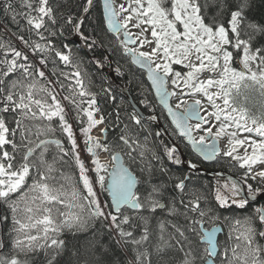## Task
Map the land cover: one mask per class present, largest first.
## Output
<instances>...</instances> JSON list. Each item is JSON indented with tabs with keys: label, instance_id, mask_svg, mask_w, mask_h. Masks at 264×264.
I'll return each instance as SVG.
<instances>
[{
	"label": "snow or ice",
	"instance_id": "snow-or-ice-1",
	"mask_svg": "<svg viewBox=\"0 0 264 264\" xmlns=\"http://www.w3.org/2000/svg\"><path fill=\"white\" fill-rule=\"evenodd\" d=\"M20 4L26 11H17L10 2L5 3L4 10L11 12L13 22L19 24L17 17L25 21L21 31L27 35L11 33L20 46L0 37V205L11 214L9 235L14 250L10 257L6 255L2 251L5 242L0 238V264H28L19 255L41 250L48 256L47 264H55L56 257L64 251L65 241L60 236L65 230L91 231L87 251L105 259H93L88 264H116L115 260L106 259L114 251L105 244V234L109 244L114 243L122 252L129 245L135 246V264H153L152 254L143 247L150 239L149 221L140 214L157 210L182 217V222H170L173 231L167 239L165 223H160V242L155 245L157 264H175L170 249L182 254L179 264H264V244L257 240L264 238V114H252L235 103L241 86L258 87L264 95V22L248 19L252 0H237L234 10H230L231 0H123L118 6L116 0L103 2L107 31L117 37L122 33L124 51L134 58V63L147 68L156 94L179 134L205 160L222 154L243 169L239 180L217 184L215 205H209L206 196L189 189V175L173 173L164 163L166 159L175 166L187 163L192 170L198 169L196 163L182 160L178 146L162 144L161 154L146 141L148 136L159 137L162 133L150 131L145 143H141L129 124L123 123L120 112L106 116L98 103V93L85 86L80 71L82 61L76 59L64 40L75 35L88 50L103 47L98 35L86 34L84 29L94 0H84V18L73 16L71 11H58L59 6L50 0H20ZM210 6L217 8L213 15L208 14ZM225 13L229 16L227 24L219 19ZM64 25L70 28L65 30ZM53 38L60 41V47ZM137 43L138 47H128ZM234 61L241 65L239 69L233 66ZM59 63L72 70L65 72ZM96 63L104 67L103 61ZM176 65L187 71L177 70ZM116 71L120 73L119 68ZM63 81L70 83L65 85ZM169 84L172 91L168 90ZM103 91L115 101L110 89ZM169 97L177 99L175 111L168 103ZM64 101L72 106L78 122L83 124L86 118V126L80 131L86 151L93 157L92 168L85 166L77 151ZM205 102L208 108L204 107ZM201 110L206 115H201ZM128 119L139 130L147 131L137 112L128 113ZM193 119L195 124L190 123ZM54 120L67 135L70 149L64 147L61 139L50 138L57 131ZM109 127H120L114 143L107 139ZM94 129L97 135L92 134ZM244 133L248 135L242 136ZM225 137L221 150L219 141ZM53 145L58 154L49 161L46 154ZM100 152L109 153L112 161H123V153L129 164L142 165V175L121 163L107 184L103 173L108 172V166L101 161ZM70 155L79 168L86 193L74 188L72 200L68 201L62 198L67 195L64 186L50 182L56 180L54 173L60 171L56 164L66 163L64 158ZM90 171L95 172V180L87 174ZM157 171L172 182L175 195L167 202L164 200L170 195L169 184L153 182ZM60 176L64 178L62 172ZM96 184L111 196L110 202L100 199ZM141 184L150 187L143 197L138 191ZM55 205L86 208L87 215L60 211ZM235 209L247 210L248 215L230 218L220 211L231 213ZM129 211L143 221L139 238L134 235V216ZM8 219V215H0V224ZM219 225L229 228L227 238L233 244L225 242L221 247L217 238L222 231Z\"/></svg>",
	"mask_w": 264,
	"mask_h": 264
},
{
	"label": "trees",
	"instance_id": "trees-1",
	"mask_svg": "<svg viewBox=\"0 0 264 264\" xmlns=\"http://www.w3.org/2000/svg\"><path fill=\"white\" fill-rule=\"evenodd\" d=\"M7 2H10L17 11H26V9L21 7L20 0H0V37H2L4 40L11 39L17 46H20L16 38L12 36L11 33L16 32L17 35H27V33L21 31V29L25 27V21L20 17H17L19 24L12 21L11 12H6L4 10V5ZM50 2L53 5L59 6L58 11L65 12V14H67L69 11H71L73 16L81 17L83 14L81 6L84 3V0H50ZM236 2L237 0H231L230 10L235 9ZM207 11L209 15H213L216 13L217 8L215 6H210ZM247 15L248 19L250 20L264 22V0H252V7L248 11ZM228 18L229 16L227 13L219 17L220 21L225 24H227ZM60 24L63 25V20L60 21ZM64 28L65 30H67L68 28H70V26L64 25ZM84 29L86 31V34L98 35L99 38L103 40V47H95L91 49V54L95 56L99 61H103L104 66L113 69L117 80L122 86L127 87L129 89V92L132 95L135 103L145 113L153 114L157 112L160 117L166 119L165 112L162 110V108L158 106L156 99L148 85L146 75L141 70L137 69L133 65L130 57L125 54L120 39L112 36L107 31L100 0H96L95 6L92 8L89 15L85 19ZM53 39L56 41L57 47H60V41L56 38ZM64 43H68L76 54V59L82 61L80 64V71L83 74L85 86L89 90L98 93V103L104 110L106 116L114 115L117 111L120 112L123 123L129 124L130 128L138 135V138L141 143H145V136L148 134L149 131L153 134L155 132H160L155 125H150L143 120L142 123L145 125L147 131L139 130L138 126L132 124V122L128 119V113H131L135 110L128 101L125 93L113 83L110 75L107 72L102 71L101 67H98L93 61H91L90 57L88 56L87 50L82 47H79L78 44L74 41V35H71L70 37H68V39L64 40ZM233 64L235 67H239L236 61H234ZM58 66L62 68L65 72L71 70L67 67H64L62 63H59ZM51 68L52 65L49 64V72ZM117 68L120 69V73H117ZM63 82L65 83V85H67L69 81ZM104 89H110L111 95L115 96V101L111 100L109 98V95L104 93ZM258 92L259 91L254 89L253 91L247 93L249 101L254 105H259L264 101V97L261 98ZM72 114L75 119L77 129H81V127L86 126L85 118V122L81 124L75 118V111L72 110ZM107 122L108 121H106V123ZM53 126L57 127V131L55 135L50 138L61 139L63 141L64 147L66 149H70L71 145L67 139V135L59 130L57 126V121H53ZM122 126L123 125L121 124L120 127ZM120 127H109L107 137L109 143L115 142L118 133L120 132ZM146 143L150 148L161 152V154L162 144L169 145L163 134L159 137L155 135L148 136V140L146 141ZM57 154L58 149H56L54 145L50 146L49 152L46 154V158L51 161L52 157ZM124 159L126 165L131 167L137 175H142L140 173V167H142V165L129 164L127 156H124ZM64 160L66 161V163L59 162L56 164V167L60 171L54 173V175L56 176V180L51 181L50 183L54 184L57 187L63 185V189L73 190L75 188L81 193H86V190L83 188V183L80 180L79 168L75 164L74 159L70 155L69 157H65ZM164 163L171 169L173 173L186 174L183 169L172 165L166 159ZM60 172L64 174V178H61ZM189 176L191 177V179L189 180L190 182H188L189 189L203 194L207 197V200H209L211 195V189L209 187V184L207 183L208 179L202 175L190 174ZM153 182H167L169 184L167 194L170 195H166L164 202H167L170 196L175 195V192L171 187L172 182L168 181L166 175L161 174L157 171L155 173ZM139 190L142 196H146L150 191V187L146 184H141L139 185ZM103 193L106 202H110L109 194L107 192ZM208 203L213 204L212 201H209ZM222 212L223 214L236 213L235 215L239 216L248 214L247 210H234L231 213L225 212L223 210ZM129 214L134 216L133 231L134 235L139 238V236L143 232V221L139 219V216L137 214L131 213L130 211ZM0 215L9 216V219L5 223L0 224V238H2L5 242V247L2 251L10 257L14 254V250L12 249V236L9 235L12 229L11 214L5 206L0 205ZM83 215H87L86 208ZM140 215L146 216L149 221L148 227L150 239L148 242L145 243L143 247L146 248L147 251L152 254L151 259L153 264H157V258L155 255V245L160 242V223H165L166 231L164 235L165 239H167L168 233L173 231L170 226V222H182V217H171L167 214L166 211L163 210H157L155 213L143 212ZM98 227L99 223H97V228ZM91 235V231L70 232L68 230H65L60 236V238L65 241L64 251L56 257L55 264H88V262L93 259H105L100 256H91L88 253L86 245ZM103 239L105 244L112 248L114 251V255L109 254L106 259L115 260L116 264H129V262L135 264V246L129 245L128 249L122 252L116 247L114 243L109 244V236L107 234L104 235ZM260 242H262V239H260ZM172 243H175V241H172ZM48 252L51 253V249H49ZM169 254L174 256L175 264H177L182 258V254L175 249H170ZM18 258L21 260H27L28 264H47L48 256H46L45 252L41 250L37 253H30L27 256L20 254Z\"/></svg>",
	"mask_w": 264,
	"mask_h": 264
},
{
	"label": "flooded vegetation",
	"instance_id": "flooded-vegetation-1",
	"mask_svg": "<svg viewBox=\"0 0 264 264\" xmlns=\"http://www.w3.org/2000/svg\"><path fill=\"white\" fill-rule=\"evenodd\" d=\"M170 87H171V85H170ZM171 91H172V89H171ZM173 101H174V97H173ZM153 114H157V112H155ZM165 116H166V114H165ZM160 120H161V124L163 125V127L165 129H167V131H168V133H169V135L171 137V140L175 142V145H177L180 149H182L183 155L185 154L187 160L196 163L198 165V167L202 168L205 172H203V171H191V170H188L186 168H183L182 165H179L177 167L183 169L185 171L186 175H190L191 174V175H202V176H205L208 179V182L207 183L209 184V187L211 189L210 199L207 200V202L212 201L213 204H211V203H208V204L209 205H215V201H214V188L217 186V184L222 185V184H224L225 182H227L229 180L226 179V178L218 177V176L217 177H215V176H208L206 174V172H210V173H213V172H226V173L231 174L234 177L240 179V177H241V175L243 173V169H240L235 164L234 161H231L230 158L225 157L223 155L222 156H218L217 158L213 159L212 161H207V160L205 161L202 157L198 156L193 151V148H192L191 144H188L187 143V139L184 138V137H182V136H180L179 132L169 122L167 116H166V119H164L163 117H160ZM143 121L147 122L150 125H155L157 127V125L154 122L151 123V122L146 121V120H143ZM195 123H196L195 121H192L191 120V124H195ZM158 130L160 131L159 128H158ZM195 135L198 137L200 135V133H195ZM167 142H168L169 145H171L168 140H167ZM208 142L209 143L212 142L211 141V138H209ZM181 158L183 160V156L182 155H181ZM188 182H190V181H188ZM138 191L140 193L139 185H138ZM235 210H238L239 211L240 209H235ZM220 211L223 214V212H222L223 210H220ZM235 214H232L231 213V214H224V215H229L230 218L231 217H235V218H239V219H242L244 216H247L248 215V214H245V215L239 216V215H235ZM205 226L206 227H211V225H205ZM219 226H222L223 227V234L219 237V240L218 241H219L221 247H223L224 246V239L225 238L228 239L227 238V234L229 232V228L227 226H224V225H219ZM257 226H259V225H257ZM177 264H179V262Z\"/></svg>",
	"mask_w": 264,
	"mask_h": 264
},
{
	"label": "rangeland",
	"instance_id": "rangeland-1",
	"mask_svg": "<svg viewBox=\"0 0 264 264\" xmlns=\"http://www.w3.org/2000/svg\"><path fill=\"white\" fill-rule=\"evenodd\" d=\"M121 2H123V0H116V5L118 6ZM132 31L133 32H135L136 31V29H132ZM77 40H80L79 38H77ZM18 44H19V41H18ZM142 50H147V49H142ZM95 61V60H94ZM96 62V61H95ZM233 66H234V64H233ZM238 68L237 69H239L240 67H241V65L238 63ZM177 70H182V71H187V69H182L181 68V66H179V65H176V66H174ZM235 67V66H234ZM109 70H111L112 68H108ZM72 70V69H71ZM205 75H207V73H205ZM68 83H70V82H68ZM170 85L171 84H169V87H170ZM173 90V88H172V86L170 87V90ZM257 90V91H259L258 93H259V95H260V97L261 98H263L264 97V95H262L261 93H260V90L258 89V87H251V88H244L243 86H241V89H240V92H239V94L238 95H236L235 96V103H236V105L237 106H239V107H244V108H247L248 110H249V112L250 113H252V114H256V115H261V114H264V101L261 103V104H259V105H254V104H252L250 101H249V98H248V96H247V93H249V92H251V91H253V90ZM253 94V93H252ZM262 95V96H261ZM186 99H188L187 97H186ZM264 99V98H263ZM177 102V99H176V97H174V104ZM190 102H192V100L191 99H189V103ZM64 104H65V106H66V108L68 109V118H69V122L72 124V126H73V132H74V134H75V138H76V141H77V145H78V148H77V151L80 153V157H81V159L83 160V162L85 163V166L86 167H89V168H92V167H94L93 165H92V160H93V157L86 151V145L84 144V142H83V140H84V138H83V136H82V133H81V131H80V129H77V126H76V124H75V119H74V117H73V114H72V108H71V106L70 105H67V102L66 101H64L63 102ZM204 107L205 108H208V105H207V103L205 102V105H204ZM208 110H211V109H208ZM202 112H203V115H206V112L204 111V110H202ZM85 121H86V118H85ZM103 125H101V126H99V127H102ZM231 130V129H230ZM97 131V129H94L93 130V135H94V133ZM213 131H215V129H213ZM243 135H248L247 133H244V134H242V136ZM226 137L225 138H222V139H220V141H219V143H220V148H221V150H223V148H224V145H225V141H226ZM242 151V150H241ZM103 155H106V160H103L102 158H103ZM220 156H222V154L220 155ZM217 158V157H216ZM100 159H101V161L103 162V163H105V164H107V166H108V172L107 173H103L105 176H106V183H107V180H108V176H109V170H110V167L113 165V161L111 160V158H110V155H109V153H105V152H100ZM93 180H95V172L94 171H90V172H88L87 173ZM95 187H96V190H97V192H98V194H99V197H100V199L101 200H103L105 203H107L106 202V200H105V198H104V193L102 192V191H100L99 190V185L98 184H96L95 185ZM63 191L67 194L65 197H62V198H64V199H66V200H68V201H71L72 200V197H71V193H72V191L73 190H71V189H63ZM3 206V205H2ZM55 208H58V209H60V211H72V212H78V213H81L82 215L84 214V212H85V209H83V210H81V209H79V208H72V209H67V208H65L64 206H62V205H55ZM54 215H56V213H55V209H54V213H53ZM245 217V216H244ZM260 239H262V238H259V237H257V240L259 241V243H261L262 244V242H260ZM225 242H227V244L228 245H231V244H233L234 243V241H232V240H228V239H224V244H225Z\"/></svg>",
	"mask_w": 264,
	"mask_h": 264
},
{
	"label": "water",
	"instance_id": "water-1",
	"mask_svg": "<svg viewBox=\"0 0 264 264\" xmlns=\"http://www.w3.org/2000/svg\"><path fill=\"white\" fill-rule=\"evenodd\" d=\"M94 2H95V0H94ZM103 2H104V0H100L101 7H102V11H103V16H104ZM93 7H94V6H93ZM93 7H92V8H93ZM92 8L90 9V11L92 10ZM89 13H90V12H89ZM88 15H89V14H88ZM88 15H87V16H88ZM81 18H84V14H82ZM85 19H86V18H85ZM104 20H105V19H104ZM105 25H106V28H107V22H106V20H105ZM108 32H109L112 36L117 37V36H116L115 34H113L112 32H110V31H108ZM121 36H122V38H123V34H122V33H121ZM74 41H75V42H78L79 45H80L81 47H83L84 49L87 50L88 56L90 57L91 61L98 60L95 56H93V55L91 54L90 50H88L86 47H84V44H83L80 40H77V36H75V35H74ZM136 45H137V44H129L128 46H129L130 48H133V47H135ZM130 56H131V55H130ZM131 58H132V63H133V65H134L137 69L141 70V71L146 75V79H147V81H148V83H149V86H150V88H151V90H152V93H153V95H154V97H155V99H156L158 105H159V106L165 111L166 116H167L169 122H170V123L173 125V127L179 132V130L176 128L175 124L172 122V116L168 113V109H167V107H166L165 104L162 102L160 96H158V95L156 94V89H155V87L152 85V81L149 79V73H148L147 68L142 67V66H141L140 64H138V63H134V62H133V59H134V58H133L132 56H131ZM101 70L104 71V72H107L108 74H110V77L112 78L113 83H114L119 89H121V90L126 94L128 101H129L130 104L133 106L134 110H135V111H136V112L142 117V119H143V120H146V121H149V122H151V123L154 122V123L157 125V127L160 129V131L162 132V134L165 136V138L170 142V144H171V145H174V146H177V145H175V142L171 140V137H170V135L168 134L167 130H166V129L163 127V125L161 124V120H160L159 116L156 115V114H153V115L146 114V113H145V112H144V111H143V110H142V109H141V108L135 103V101H134L132 95L130 94L129 90H128L127 88H125L124 86H122V85L119 83V81L117 80L115 74L113 73V69L109 70L106 66H104V67L101 68ZM167 87H168V90H169V85H168ZM169 91H170V90H169ZM168 103H169L170 105L173 106V110L175 111L174 104H173V101H172V97H169V98H168ZM190 103H191V102H190ZM201 115H203L202 111H201ZM152 117H155V119H152ZM192 121H195V122H196L195 119H193ZM190 123H191V121H190ZM180 136H181V135H180ZM184 138H185V137H184ZM187 143L190 144L188 141H187ZM191 146H192V145H191ZM219 147H220V143H219ZM192 148H193V146H192ZM193 151H194L198 156H200V155L198 154V152L196 151V149L193 148ZM181 154H182V156H183V160L187 162L188 160H187V158L183 155V152H181ZM121 155H122V154H121ZM122 156H123V155H122ZM200 157H202V156H200ZM202 158H203V157H202ZM203 159H204V158H203ZM204 160H205V159H204ZM212 160H213V159H212ZM212 160H207V161H212ZM205 161H206V160H205ZM113 163H114V165H113V166L111 167V169H110V172H109V178H108L107 184H110L111 179H112V175H110V174H115V173L117 172V170H118V168H119V165H120L121 163H123L125 167H128V166L125 164L124 157H123V161H113ZM182 167H183V168H186V169H188V170H191V171H203V172H205V171H204L202 168H200V167H198L197 170H192L190 167H188L187 163L182 164ZM206 174H207L208 176H218V177L226 178V179H229V180H239V179H237L236 177H234L233 175L228 174V173H226V172H213V173L206 172ZM109 197H110V201H111V196L109 195ZM219 227L222 228V231L218 233V237H217L218 240H219V237L223 234V227H222V226H219ZM262 240H263V244H264V238H263Z\"/></svg>",
	"mask_w": 264,
	"mask_h": 264
},
{
	"label": "bare ground",
	"instance_id": "bare-ground-1",
	"mask_svg": "<svg viewBox=\"0 0 264 264\" xmlns=\"http://www.w3.org/2000/svg\"><path fill=\"white\" fill-rule=\"evenodd\" d=\"M95 2H96V0H95ZM95 2H94V4H95ZM115 37V36H114ZM116 38H118V39H120V42H121V40L123 39L122 38V36L120 35L119 37H116ZM122 45V44H121ZM123 46V45H122ZM129 47V46H128ZM135 47H138V43H137V45L135 46ZM135 47H133V48H135ZM125 54L127 55V56H129L130 57V59H131V61H132V58H131V56L129 55V54H127L126 52H125ZM113 73H114V71H113ZM110 75V74H109ZM148 85H149V83H148ZM150 87V86H149ZM125 88H127V87H125ZM128 89V88H127ZM129 90V89H128ZM126 95V94H125ZM103 127V126H102ZM98 134V131H96L95 133H94V135H97ZM179 148V147H178ZM180 149V148H179ZM180 152H183L182 151V149H180ZM103 160H106V155H103V158H102ZM12 227V226H11Z\"/></svg>",
	"mask_w": 264,
	"mask_h": 264
}]
</instances>
